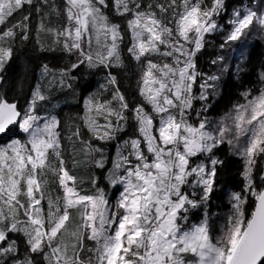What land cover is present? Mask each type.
I'll return each instance as SVG.
<instances>
[{"label":"snow or ice","instance_id":"obj_1","mask_svg":"<svg viewBox=\"0 0 264 264\" xmlns=\"http://www.w3.org/2000/svg\"><path fill=\"white\" fill-rule=\"evenodd\" d=\"M47 4L0 0V42L18 34L27 40L31 11L39 13ZM109 9L126 18V29L111 21ZM17 13L22 19L13 22ZM63 16L61 28H45L41 21L38 29L76 57L58 80L53 74L49 88H71L72 72L82 65L122 66L120 46L127 31V51L143 66L140 95L151 111L143 105L132 109L139 135L116 146L105 176L111 188L119 186L112 202L97 186L98 178L91 181L95 192L88 194L66 166L61 121L51 111L38 112L50 99L40 84L24 109L0 94V134L13 128L26 134L0 145V264H264V183L257 185L253 175L264 156V89L255 96L250 90L242 93L245 103L219 120L210 119L205 115L211 107L208 89L218 94V82L228 71L219 56L212 63L222 65L220 74L203 78L199 96L193 94L197 77H203L197 55L209 42L206 37L221 34V49L253 32L264 37V0H240L231 7L228 0H64ZM12 56V47L0 46V72ZM50 73L44 65L42 78ZM106 79L117 84L110 71ZM112 100L118 108L94 96L85 101V125L104 142L116 140L128 120L129 105L118 87ZM195 100L205 103L195 109ZM72 136L79 139V129ZM81 143L85 156L104 169L109 162L105 149ZM224 144L244 159L245 184L230 194L232 210L214 233L207 205L224 163L215 152ZM53 184L62 194L52 195ZM198 209H204L202 218L194 219Z\"/></svg>","mask_w":264,"mask_h":264},{"label":"trees","instance_id":"obj_2","mask_svg":"<svg viewBox=\"0 0 264 264\" xmlns=\"http://www.w3.org/2000/svg\"><path fill=\"white\" fill-rule=\"evenodd\" d=\"M209 0H205V2ZM165 3L166 0H144V3ZM240 0H228L230 7L239 3ZM247 3L248 0H243ZM45 6V5H44ZM54 7L60 12L57 19L55 10L46 13L48 18L40 17V15L32 14L28 22V39L22 38V34H18L14 40L7 43L6 47H12L13 56L5 65V68L0 72V94H3L9 102H16L20 109L27 107L31 99L32 92L40 83L39 74L43 71V66L47 65L53 72L52 74L59 77L61 69H68L72 63L75 62L76 57L69 55L63 51L60 45L54 44V36L47 31H39V25L43 21L45 28L56 29L57 23L63 26L65 18L63 12L60 10L64 8V0H57L53 3L48 1L47 6ZM27 7V6H26ZM109 16L113 23L121 25L122 30L126 29V18L117 16L109 9ZM18 14V13H17ZM17 14L12 18L13 22L19 21L21 17ZM24 14H27L26 12ZM38 18V19H37ZM223 22V20L221 21ZM3 26H0L2 30ZM124 42L121 44V56L123 65L120 67H113L111 69H88L86 66H81L78 70L72 72L76 77L75 80H69L72 84L71 88H63L57 92L59 96L65 101L62 107L52 110V114L56 115L61 121V143L63 147V156L66 160V166L70 169L71 174L76 176L83 182L79 184L88 194L94 193L95 188L92 185V179H97V186L104 188L108 193L110 201L114 202L118 196V188H111L105 179L108 169L112 166V159L116 154V146L118 143L129 138H134L139 135L137 131L136 121L133 119L132 109L139 105L145 106L146 110L151 111L150 106L145 102L144 97L140 95L141 76L143 73V66L137 62L128 53L127 49L131 45V35L129 32L124 31ZM209 41L205 48L197 55V71L203 74V77L198 76L195 85L193 86V94L199 96L201 92L200 84L203 78L212 76L213 74H220L221 64H213L212 61L219 56L224 57L223 63L230 62L228 71L222 75L221 80L218 82V94L213 95L212 89L208 91L207 103L211 105L205 113L210 119L221 118L228 113L234 105L245 103V98L242 93L251 91L252 95H258L261 89H264V81L261 80V73H264V37L258 33L253 32L243 44L236 45L238 49L237 55H232L229 58L227 54L231 46L224 49L220 48L223 43V36L221 34H213L206 37ZM1 46V42H0ZM5 46V45H3ZM244 46V47H243ZM54 49V50H51ZM230 55V56H231ZM155 61L160 62L159 57H153ZM169 62L171 58H166ZM239 63V64H238ZM109 71L112 75L116 76L117 84L115 86L107 84V76ZM106 80V88L101 89L103 101H112V106L118 108V102L113 101V92L116 87L125 96L126 102L129 105L125 115L128 117L127 124L123 131L117 133V138L114 141L104 142L93 138L92 133L85 125L84 117L86 115L85 101L90 97L88 91L98 87L103 80ZM211 83V82H210ZM99 90V89H98ZM200 100L193 102L195 109L202 107ZM50 110L38 109L40 115H45ZM101 124L105 123L102 117L98 118ZM77 129L81 132L79 139L72 136V133ZM71 137V140L69 139ZM25 138V135L18 131V128H13L4 137L0 138V145L10 142L12 139ZM81 141H90L94 147L105 149V154L108 157V163L104 169L95 167V164L85 156L81 149L84 145ZM74 144V147H73ZM216 156L223 160V165L217 168L216 185L213 193L210 196L207 205V212L211 219H214L218 214L223 213L227 216L230 213V194L233 192H241L244 188L245 181L241 175L244 171L243 161L239 157H234L230 154L226 144L221 145L215 152ZM95 158L99 159L100 154L95 153ZM78 163L73 166V162ZM254 178L257 185L263 183L260 177L264 175V156L258 158L254 170ZM52 195L62 194L56 184L52 185ZM250 210L251 204L246 205ZM204 209H198L195 214L197 218H202ZM75 216L76 214L73 213ZM223 215V216H224ZM224 216V217H225ZM223 222L219 223L222 224ZM21 243V248H23Z\"/></svg>","mask_w":264,"mask_h":264},{"label":"rangeland","instance_id":"obj_3","mask_svg":"<svg viewBox=\"0 0 264 264\" xmlns=\"http://www.w3.org/2000/svg\"><path fill=\"white\" fill-rule=\"evenodd\" d=\"M49 2H51V3H53V2H55V1H57V0H48ZM205 3H207V1L205 2ZM45 6H47V5H45ZM45 6H43L42 7V10H41V12H39V13H37L35 10H32L31 11V15L32 14H35V15H40V17H42L43 16V18H48L49 16H45V14L47 13H49V12H51V11H53V10H55V8L54 7H51V6H49L48 8H45ZM63 9L64 8H62V9H60L62 12H63ZM24 14V13H23ZM22 16V14L21 13H18L17 14V17H21ZM54 17H56L57 19H60V22H61V20H62V17H59L58 15H57V11L55 10V16ZM38 19V18H37ZM60 22L59 23H57V26H56V29H59V28H61L62 26L60 25ZM252 35V34H251ZM250 35V36H251ZM249 36V37H250ZM248 39V37L246 38V40ZM245 39H243L242 41H240V42H236V43H234L231 47H230V49L228 50V52H227V54L229 55V58H231L232 57V55H237L238 54V49H235L236 48V45H238V44H243V41H246ZM9 41H7L6 43H4V42H1V46H3V45H5V47H6V45H7V43H8ZM244 47V46H243ZM232 52H234V54H232L231 55V53ZM231 55V56H230ZM156 62H159V61H156ZM170 62V61H169ZM226 64H229L230 65V62L228 61H226ZM239 64V63H238ZM53 72H51L48 76H45V77H43L42 78V71L40 72V74H39V78H40V85H41V89H42V91H44L45 92V94L46 95H48L49 97H50V99L48 100V101H44V102H41V104L38 106V109H46V110H50V111H52V110H55V109H58V108H60V107H62V105L63 104H65V101L62 99V97L61 96H59L58 94H57V92H59V91H61L62 89L59 87V85L58 84H56L55 86H53V87H51V88H49V86H48V82L53 78V74H52ZM56 76V75H55ZM57 77V80L59 79V77L58 76H56ZM101 85H105V88H106V80L104 79L103 80V82L98 86V87H96L95 89L93 88V89H90V91H88L89 92V94H90V96H94L96 99H98L100 102H102L104 99H103V96H102V93H101V89H103V88H101ZM99 89V90H98ZM209 93H210V91H208ZM220 118H214V119H212V120H219ZM19 130V129H18ZM227 145V144H226ZM228 146V145H227ZM228 149H229V152H230V154L232 155V156H234V157H239V158H241L242 159V161H243V165H244V159L242 158V157H240L239 155H235V154H233L232 152H231V150H230V148H229V146H228ZM228 206H230V212H231V210H232V205L231 204H227ZM197 211V210H196ZM224 214L223 213H220V214H218L214 219H211V223L214 225V233L215 232H217L218 231V228H219V223H221V222H224V220H225V218H226V216L224 217L223 216ZM195 218H197V215L195 214V216H194V219Z\"/></svg>","mask_w":264,"mask_h":264},{"label":"water","instance_id":"obj_4","mask_svg":"<svg viewBox=\"0 0 264 264\" xmlns=\"http://www.w3.org/2000/svg\"><path fill=\"white\" fill-rule=\"evenodd\" d=\"M3 135H5V134H0V137L3 136Z\"/></svg>","mask_w":264,"mask_h":264}]
</instances>
